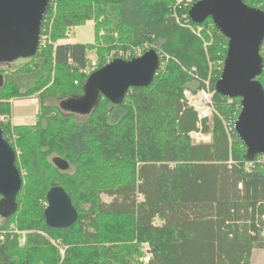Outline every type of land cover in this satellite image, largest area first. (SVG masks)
<instances>
[{
	"label": "trees",
	"instance_id": "trees-1",
	"mask_svg": "<svg viewBox=\"0 0 264 264\" xmlns=\"http://www.w3.org/2000/svg\"><path fill=\"white\" fill-rule=\"evenodd\" d=\"M198 1H50L45 44L22 66L0 71V125L23 174L12 214L0 196V264H143L145 244L148 264H251L264 250V159L246 160L234 129L241 99L216 89L229 40L211 18L190 20ZM243 1L264 11V0ZM89 22L93 43H66ZM149 50L161 63L150 86L121 99L100 92L89 114L65 109L109 62ZM258 80L264 87V72ZM194 86L213 94L215 113L202 122L183 96ZM31 97L36 123L14 125L12 101ZM54 186L78 212L71 227L46 224ZM14 231L28 233L24 245Z\"/></svg>",
	"mask_w": 264,
	"mask_h": 264
},
{
	"label": "water",
	"instance_id": "water-1",
	"mask_svg": "<svg viewBox=\"0 0 264 264\" xmlns=\"http://www.w3.org/2000/svg\"><path fill=\"white\" fill-rule=\"evenodd\" d=\"M51 0H0V61L13 62L19 56H35L39 51L41 28ZM189 18L202 24L208 18L229 40L222 76L216 89L226 98L241 99V114L234 129L247 147L246 160L253 162L264 155V87L258 80L264 72L261 49L264 42V11L250 7L243 0H199ZM160 55L149 50L132 60L117 58L100 69L98 85L102 91H86L84 98L70 99L65 109L89 114L100 92L110 99L123 98L130 89L150 86L160 69ZM4 77L0 74V87ZM54 163L62 170L69 166ZM23 185L17 167V152L4 136L0 125V196L1 206L12 214ZM44 211L50 228L62 229L75 224L78 212L68 193L54 186L47 195Z\"/></svg>",
	"mask_w": 264,
	"mask_h": 264
},
{
	"label": "rangeland",
	"instance_id": "rangeland-1",
	"mask_svg": "<svg viewBox=\"0 0 264 264\" xmlns=\"http://www.w3.org/2000/svg\"><path fill=\"white\" fill-rule=\"evenodd\" d=\"M93 26H94L93 22H89L85 26H81V27H77L73 29L71 33L70 41L74 43H80V44L93 43L95 39ZM197 33L198 34L200 33L199 29L197 30ZM92 60L96 61L97 59L94 56H92ZM26 62L27 61H25V58L22 57L20 60L14 61L11 65L0 64V71H5V70L8 71L9 68L10 70L17 69V67L22 66ZM194 72H195V69L192 70L190 75ZM196 77L197 75L193 76L194 79ZM97 79H98V73L93 74L92 77L90 78L88 84L86 85V91L88 92V94H90L91 92L95 93L97 92V90L102 91V89L98 85ZM23 80H26V78H24ZM29 84H32L31 79L28 80L27 85ZM188 89L201 90L197 88L196 86H194V88H188ZM21 119L23 120V123H28V124H33V125L36 123V106L31 104L28 98L15 100L12 106V121L15 124H19V123H22L20 121ZM193 137L195 138L197 142H209L210 141V137L204 134L195 133L193 134ZM103 200L107 203L110 202V200L107 197H104ZM14 233H17L20 235L19 241L21 245H24L26 242V235L28 233L19 232V231H14ZM251 264H264V250H255L253 252V255L251 258Z\"/></svg>",
	"mask_w": 264,
	"mask_h": 264
},
{
	"label": "built area",
	"instance_id": "built-area-1",
	"mask_svg": "<svg viewBox=\"0 0 264 264\" xmlns=\"http://www.w3.org/2000/svg\"><path fill=\"white\" fill-rule=\"evenodd\" d=\"M46 40H47L46 37H42L40 41V46L44 45ZM93 67H95V63H93ZM183 96L185 101L187 102V105L195 111L199 122L208 120L212 117L215 108L213 103V94L209 87L197 91L192 89H185L183 92ZM261 157H263L264 159V155H261ZM150 250H151L150 246L148 244H145L144 245L145 255L141 258L140 260L141 263L143 264L149 263L152 256Z\"/></svg>",
	"mask_w": 264,
	"mask_h": 264
},
{
	"label": "crops",
	"instance_id": "crops-1",
	"mask_svg": "<svg viewBox=\"0 0 264 264\" xmlns=\"http://www.w3.org/2000/svg\"><path fill=\"white\" fill-rule=\"evenodd\" d=\"M93 27H94V26H93ZM72 31H73V30H72ZM71 33H72V32H71ZM71 33H70V35H71ZM66 43L75 44L74 42L70 41V39H67ZM78 44H80V43H78ZM87 44H91V43H87ZM28 99L30 100V103H31V104H33V105L36 106V117H37L38 109H39V107H38V100H37L36 98H34V97H31V98H28ZM14 101H15V100L12 101V106H13V104H14ZM36 120H37V118H36ZM20 121H21L22 123H19V124H15L13 121H12V122H13V124L16 125V126H21V125H33V124L23 123V120H22V119H21Z\"/></svg>",
	"mask_w": 264,
	"mask_h": 264
},
{
	"label": "flooded vegetation",
	"instance_id": "flooded-vegetation-1",
	"mask_svg": "<svg viewBox=\"0 0 264 264\" xmlns=\"http://www.w3.org/2000/svg\"><path fill=\"white\" fill-rule=\"evenodd\" d=\"M22 57H24L25 58V61H29V59H30V57H28V56H19V58H17L16 60H20ZM16 60H14V61H16ZM13 61V62H14ZM13 62H7V61H5V60H2V61H0V64H6V65H11ZM1 74V73H0Z\"/></svg>",
	"mask_w": 264,
	"mask_h": 264
}]
</instances>
